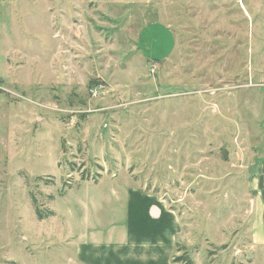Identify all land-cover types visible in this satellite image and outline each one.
I'll return each instance as SVG.
<instances>
[{
    "label": "rangeland",
    "instance_id": "1",
    "mask_svg": "<svg viewBox=\"0 0 264 264\" xmlns=\"http://www.w3.org/2000/svg\"><path fill=\"white\" fill-rule=\"evenodd\" d=\"M263 164L264 0H0V264H78L113 175L179 212L176 257L264 264Z\"/></svg>",
    "mask_w": 264,
    "mask_h": 264
},
{
    "label": "crops",
    "instance_id": "2",
    "mask_svg": "<svg viewBox=\"0 0 264 264\" xmlns=\"http://www.w3.org/2000/svg\"><path fill=\"white\" fill-rule=\"evenodd\" d=\"M138 40L137 50L147 61L160 62L175 50L176 38L167 26L147 25ZM261 177L264 206V164ZM108 178L112 181L107 180L112 193L108 201L113 200V208L119 209L121 215L114 214V219L107 221V237H100L101 231L93 229L87 238H78L87 240L77 244V263L182 264L173 261L184 231L179 212L161 196L129 181L122 183L121 176Z\"/></svg>",
    "mask_w": 264,
    "mask_h": 264
},
{
    "label": "trees",
    "instance_id": "3",
    "mask_svg": "<svg viewBox=\"0 0 264 264\" xmlns=\"http://www.w3.org/2000/svg\"><path fill=\"white\" fill-rule=\"evenodd\" d=\"M36 214H37L39 220H44L42 213L39 210L36 211ZM173 261L175 263H182V264H195V262L190 259L187 252L181 257H174Z\"/></svg>",
    "mask_w": 264,
    "mask_h": 264
},
{
    "label": "built area",
    "instance_id": "4",
    "mask_svg": "<svg viewBox=\"0 0 264 264\" xmlns=\"http://www.w3.org/2000/svg\"><path fill=\"white\" fill-rule=\"evenodd\" d=\"M102 89V87H100V86H96V87H94V88H92L91 90H90V92L92 93V95L94 96V97H97L98 96V93H99V91Z\"/></svg>",
    "mask_w": 264,
    "mask_h": 264
}]
</instances>
